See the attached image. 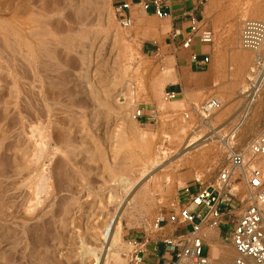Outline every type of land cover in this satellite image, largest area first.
Instances as JSON below:
<instances>
[{
  "label": "rangeland",
  "instance_id": "1",
  "mask_svg": "<svg viewBox=\"0 0 264 264\" xmlns=\"http://www.w3.org/2000/svg\"><path fill=\"white\" fill-rule=\"evenodd\" d=\"M246 19L264 20V0H209L210 90L196 91L202 75H189L184 96L166 101L181 49L168 40L148 54L144 44L160 46L149 31L166 37L169 20L123 28L112 0H0V264H92L116 216L108 264H130L132 237L152 235L184 188L211 185L229 162L221 140L241 149L264 127V89L247 111L243 94L256 56L239 45ZM209 99L222 106L212 128L201 112ZM146 107L153 118L142 124L134 115ZM211 130L219 138L207 140ZM143 175L129 193L120 183ZM213 246L210 264L234 261L231 242Z\"/></svg>",
  "mask_w": 264,
  "mask_h": 264
},
{
  "label": "built area",
  "instance_id": "2",
  "mask_svg": "<svg viewBox=\"0 0 264 264\" xmlns=\"http://www.w3.org/2000/svg\"><path fill=\"white\" fill-rule=\"evenodd\" d=\"M208 1L200 0V3L203 5ZM170 4L171 0H146L141 3V8L160 20H167L172 18ZM129 9L130 3H124L116 9L117 15L121 14L120 24L123 28L133 25L132 19L126 16ZM186 16L190 22V34L180 43L181 49H191L196 37L200 43L212 45L213 32L201 31L198 19L193 15ZM179 37V31L172 34L174 41ZM239 45L256 54L252 70L254 75L243 93L247 99V111L253 108L264 89V20H243ZM199 57L198 54H192L191 60L202 65L210 63V57L202 60ZM178 97L176 93L165 92L166 101ZM221 107L218 100L209 99L202 105L201 112L208 117ZM142 114L143 111L138 109L134 118L140 119ZM233 138L224 141L229 162L220 169L215 181L207 187H200L195 194H191L189 188L185 189L187 203L167 217V224L173 227L191 226L184 239L172 235L162 237L167 251L175 255L169 264H210L208 256L204 255V232L229 227L232 221L231 244L236 254L233 264H264V127L241 149L235 148ZM236 184L243 185L242 196L236 193ZM163 224L164 219L159 216L154 224L155 231L161 233ZM127 244L131 249V263L142 264L145 251L140 240L130 239Z\"/></svg>",
  "mask_w": 264,
  "mask_h": 264
},
{
  "label": "crops",
  "instance_id": "3",
  "mask_svg": "<svg viewBox=\"0 0 264 264\" xmlns=\"http://www.w3.org/2000/svg\"><path fill=\"white\" fill-rule=\"evenodd\" d=\"M146 0H112L115 5V10L124 3H130V9L126 13L127 17H130L133 21V24L138 25L142 20L154 16L153 13H140L137 7H141V3ZM209 2V1H208ZM171 9H172V18L167 19L170 22V31L166 33V37L162 32H151L152 36L155 37L156 40H161V45L159 46L154 41H147L144 44V50L146 53L151 54L154 52H159L161 49L167 46L168 40L171 41L172 46H179L180 43L190 34V22L186 15H193L198 19L201 25V31H211L214 34V30L208 24L207 20V11H208V3L201 5L200 0H171ZM142 9V8H141ZM121 14H118L119 19ZM155 17V16H154ZM133 26V25H132ZM131 26V27H132ZM175 31L180 32V37L174 41L172 39V34ZM212 45L202 44L199 39L196 37L193 46L189 50L181 49L178 58L185 63L183 68V72H179L180 82L174 83L170 85L168 88V92H173L178 94V96H184L185 88L188 85V79L194 78L199 79L200 75H202L201 80H197L196 91H208L211 87V76L205 73V67L207 65H202L200 62H195L191 60L192 54H198L199 59H204L205 57H210V61L213 60L215 56V50L211 47ZM166 50V49H165ZM190 75V77H189ZM153 111L150 108L146 107L143 111L142 117L139 120L140 123L145 124L152 120ZM190 189L191 194L197 193L196 188L187 187ZM187 188H184L187 189ZM183 190V191H184ZM184 203H180L178 205L179 209L187 203L188 195L183 192ZM193 208V207H192ZM164 219V227L161 233L154 232L152 235L145 234L144 236H135L131 239H139L141 242V246L144 249L143 253V262L142 264H169L171 261L175 259V255L171 254L167 251L165 244L163 243V238L166 236H175L184 239L185 234L190 232L191 226L179 225L172 226L167 224V216L163 217ZM161 234V235H160ZM205 236L207 235L208 240L205 242L208 252L207 256L210 258V255L213 252V245L217 244L219 241L224 243H230V241H226L223 234V229L219 228L214 231H205ZM130 264L131 261H130Z\"/></svg>",
  "mask_w": 264,
  "mask_h": 264
},
{
  "label": "bare ground",
  "instance_id": "4",
  "mask_svg": "<svg viewBox=\"0 0 264 264\" xmlns=\"http://www.w3.org/2000/svg\"><path fill=\"white\" fill-rule=\"evenodd\" d=\"M259 9H260V5H258L254 10L258 11ZM242 57H244V56H242ZM245 57H246V55H245ZM241 62L243 63L244 61H241ZM208 117H204V119L207 121L205 123V125L207 127H209V128H212V123H211L210 117L209 118ZM218 136H219V132L214 130V131L211 132V134H210V136H209V138L207 140H211L212 141L215 137H218ZM42 137H43V135H42ZM221 141L224 142V140H221ZM192 146H193V144H192ZM143 177H144V175L141 176L140 180H138V181H132V180H129V179H122L120 181V183H121V185L124 186V188L127 189V192L129 193L131 191H134L136 185L142 180ZM117 186H118V184H117ZM129 196H128V198H129ZM109 221L110 222H108L107 226L104 227L105 229H103V231H102L100 247L94 248V249H92L90 251V254H91L90 256H92L93 261H94V263H92V264H108V260L110 258L111 252L114 250V248L118 244V240L120 239V236H121L120 235L121 234L120 233V217H117V216L115 218L112 217V220L110 219ZM208 238L209 237H207V235L205 236V234H204L205 242L208 240ZM213 254H214V250H213ZM221 264H233L232 258L230 256H226V255L223 256Z\"/></svg>",
  "mask_w": 264,
  "mask_h": 264
}]
</instances>
